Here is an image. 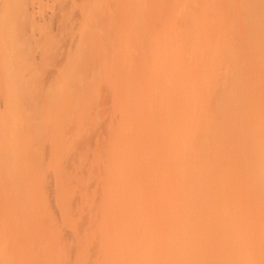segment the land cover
<instances>
[{
	"label": "rangeland",
	"instance_id": "rangeland-1",
	"mask_svg": "<svg viewBox=\"0 0 264 264\" xmlns=\"http://www.w3.org/2000/svg\"><path fill=\"white\" fill-rule=\"evenodd\" d=\"M0 39V264H264V0H0Z\"/></svg>",
	"mask_w": 264,
	"mask_h": 264
},
{
	"label": "bare ground",
	"instance_id": "bare-ground-1",
	"mask_svg": "<svg viewBox=\"0 0 264 264\" xmlns=\"http://www.w3.org/2000/svg\"><path fill=\"white\" fill-rule=\"evenodd\" d=\"M112 2H113V1H112ZM158 2H159V1H158ZM169 2H170V1H169ZM180 2L182 3V1H180ZM130 3H131V2H130ZM181 3H180V4H181ZM184 3H185V2H184ZM224 3H225V2H224ZM137 4H138V3H137ZM182 4H183V3H182ZM115 5H116V4H115ZM133 5H134V4H133ZM156 5H157V4H156ZM160 5H161V4H160ZM130 6H131V5H130ZM134 6H135V5H134ZM146 6H147V5H146ZM161 6H162V5H161ZM183 6H184V5H183ZM208 6H209V5H208ZM210 6H211V5H210ZM225 6H226V5H225ZM112 7H113V6H112ZM184 7H186V6H184ZM187 7H188V6H187ZM223 7H224V6H223ZM134 8H135V7H134ZM140 8H141V7H140ZM161 8H162V7H161ZM208 8H209V7H208ZM151 9H152V8H151ZM184 9H185V8H184ZM186 9H188V11H189V8H186ZM186 9H185V10H186ZM217 9H218V8H217ZM232 9H233V8H232ZM121 10H122V9H121ZM153 10H154V9H153ZM170 10H171V9H170ZM178 10H179V9H178ZM34 11H35V10H34ZM115 11H117V10L115 9ZM115 11H114V12H115ZM188 11H187V12H188ZM197 11H198V10H197ZM223 11H224V9H223ZM231 11H232V10H231ZM237 11H238V10H237ZM126 12H127V10H126ZM187 12H185V14H184L185 19H187V18H188V15H189V14H188V15L186 14ZM110 13H112V11H111ZM128 13H129V12H128ZM150 13H151V12H150ZM204 13H205V12H204ZM218 13H219V12H218ZM125 14H126V13H125ZM147 14H148V13H147ZM159 14H160V13H159ZM109 15H110V14H109ZM113 15H114V14H113ZM113 15H110V18L107 16V17H105L106 20H104V19H103V20H104V21H107V22L109 21V22H111V23H116L117 21L114 22V20H116V19H115V18H111V16H113ZM116 15H117L116 18H119V16H118L117 13H116ZM120 15H121V13H120ZM144 15H145V14H144ZM148 15H149V14H148ZM186 15H187V18H186ZM234 15H236V14H234ZM230 16H231V15H230ZM113 17H114V16H113ZM138 17H139V16H138ZM221 17H222V16H221ZM102 18H104V17H101V19H102ZM107 18H108V20H107ZM144 18H145V17H144ZM150 18H151V17H150ZM201 18H202V17H201ZM216 18H217V17H216ZM111 19H113V20H111ZM125 19H126V18H125ZM148 19H149V18H148ZM189 19H191L190 16H189V18L187 19V23H188V20H189ZM56 20H57V19H56ZM117 20H118V19H117ZM152 20H153V19H152ZM155 20H156V19H155ZM177 20H178V19H177ZM173 21H174V20H173ZM221 21H222V20H221ZM216 22H217V21H216ZM105 23H106V22H105ZM117 23H119V21H118ZM117 23H116V24H117ZM99 24H100V23H99ZM99 24H98V25H99ZM103 24H104V23H103ZM106 24H107V23H106ZM158 24H159V23H158ZM158 24H157V25H158ZM108 25H109V23H108ZM111 25H112V24H111ZM117 25H118V24H117ZM133 25H134V24H133ZM219 25H220V24H219ZM99 26H101V25H99ZM109 26H110V25H109ZM112 26H116V25H112ZM188 26H189V25H188ZM183 27H184V26H183ZM209 27H210V26H209ZM99 28H100V27H99ZM134 28H135V27H134ZM184 28H185V27H184ZM82 29H83V28H82ZM186 29H187V28H186ZM188 29H189V27H188ZM23 30H24V29H23ZM154 30H155V29H154ZM190 30H192V28H191ZM204 31H205V30H204ZM24 32H25V31H24ZM135 32H136V31H135ZM208 32H209V31H208ZM16 33L18 34L19 32H16ZM102 33H103V32H102ZM105 33H106V32H105ZM202 33H203V32H202ZM205 33H206V32H205ZM21 34H22V32H21ZM21 34H20V35H21ZM121 34H122V33H121ZM96 35H97V34H96ZM134 35H135V34H134ZM187 35H188V34H187ZM190 35H191V34H190ZM192 35H193V34H192ZM13 36H15V35H13ZM17 36H18V35H17ZM17 36H15V37H17ZM193 36H194V35H193ZM193 36H192V37H193ZM195 36H196V35H195ZM195 36H194V37H195ZM197 36H199V34H197ZM200 36H201V34H200ZM192 37H190V38H192ZM9 38H10V36H9ZM21 38H22V37H21ZM21 38H20V39H21ZM75 38H76V37H75ZM132 38H133V37H132ZM195 38H196V37H195ZM67 39H68V38H67ZM135 39H136V37H135ZM202 39H203V38H202ZM202 39H201V40H202ZM0 40H1V39H0ZM18 40H19V39H18ZM96 41H97V40H96ZM195 41H196V40H195ZM197 41H198V40H197ZM205 41H206V40H205ZM248 41H249V40H248ZM4 42H5V41H4ZM6 42H7V41H6ZM8 42H9V41H8ZM14 42H15V41H14ZM98 42H99V41H98ZM200 42H201V41H200ZM210 42H211V41H210ZM15 43H16V42H15ZM64 43H65V42H64ZM94 43H95V42H94ZM197 43H198V42H197ZM205 43H206V42H205ZM205 43H203V44H205ZM219 43H221V42H219ZM4 44H5V43H4ZM97 44H98V43H97ZM200 44H201V43H200ZM221 44H222V43H221ZM221 44H220V45H221ZM242 44H243V41H242ZM242 44H240V47H241ZM244 44H245V43H244ZM244 44H243V46L245 47L247 44H246V45H244ZM262 44H263V43H262ZM0 45H1V47H0V48H1V49H0V54H1V53H3V51H4V47H3L2 44H0ZM11 45H12V44H11ZM68 45H69V44H68ZM93 45H94V44H93ZM208 45H209V44H208ZM217 45H218V43H217ZM248 45H249V43H248ZM9 46H10V45H9ZM14 46H15V45H14ZM96 46H97V45H96ZM204 46H205V45H204ZM211 46H212V45H211ZM228 46H229V45H228ZM243 46H242V48H243ZM76 47H77V46H76ZM94 47H95V46H94ZM206 47H207V46H206ZM248 47H249V46H248ZM251 47H252V46H251ZM258 47H259V46H258ZM7 48H8V47H7ZM91 48H92V47H91ZM96 48H98V46H97ZM208 48H209V47H208ZM213 48H214V46H213ZM220 48H221V47H220ZM225 48H227V47H225ZM246 48H247V46H246ZM249 48H250V47H249ZM104 49H105V48H104ZM200 49H201V48H200ZM203 49H204V51L206 50L204 47H203ZM203 49H202V52H204ZM210 49H212V48L210 47ZM253 49H254V48H253ZM259 49H260V48H259ZM259 49H258V50H259ZM8 50H9V49H8ZM10 50H11V48H10ZM94 50H98V49H94ZM226 50H227V49H226ZM243 50H244V49H243ZM243 50H242V51H243ZM247 50H248V49H247ZM247 50H246V51H247ZM206 51H208V49H207ZM210 51H212V50H210ZM246 51H243V52L246 53ZM82 52H84V51H82ZM85 52H87V51H85ZM89 52H90V51H89ZM95 52H96V51H95ZM212 52H213V51H212ZM212 52H211V53H212ZM226 52H227V51H226ZM257 52H258V51H257ZM9 53H10V52H9ZM96 53H97V52H96ZM205 53H207V52H205ZM211 53H210V54H211ZM218 53H219V52H218ZM238 53H239V52H238ZM245 53H244V54H245ZM261 53H262V52H261ZM88 54H89V53H88ZM180 54H181V53H180ZM207 54H208V53H207ZM210 54H209V55H210ZM215 54H216V53H214V56H215ZM224 54H225V53H224ZM242 54H243V53H242ZM246 54H247V53H246ZM251 54L253 55V53H251ZM258 54H259V53H258ZM91 55H92V54H91ZM202 55H203V54H202ZM217 55H219V54H217ZM217 55H216V56H217ZM237 55H238V54H237ZM247 55H250V54H247ZM247 55H245V56H247ZM8 56H9V55H8ZM95 56H96V55H95ZM196 56H197V55H196ZM204 56H205V55H204ZM211 56H213V55H211ZM216 56H215V57H216ZM220 56H221V55H220ZM220 56H219V57H220ZM238 56L240 57V56H241V53H240ZM238 56H237L236 58L240 59ZM245 56H244V58H245ZM253 56H254V55H253ZM2 57H3V56H2ZM2 57H0V58L2 59ZM87 57H89V55H87ZM87 57H86V58H87ZM91 57H92V56H91ZM106 57H107V56H106ZM145 57H146V56H145ZM154 57H155V56H154ZM181 57H182V56H181ZM194 57H195V56H194ZM198 57H199V56H198ZM200 57H201V56H200ZM202 57H203V56H202ZM219 57H217V59H219ZM249 57H250V56H249ZM254 57L256 58V56H254ZM7 58H8V57H7ZM84 58H85V57H84ZM93 58H94V57H93ZM110 58H111V57H110ZM188 58H189V57H188ZM195 58H196V57H195ZM210 58H211V57H210ZM212 58H213V57H212ZM236 58H235V59H236ZM246 58H247V57H246ZM246 58H245V59H246ZM255 58H253V59H255ZM3 59H4V58H3ZM81 59H82V58H81ZM101 59H102V58H100L99 60L101 61ZM149 59H150V58H149ZM153 59H154V58H153ZM198 59H199V58H198ZM202 59H203V58H202ZM214 59H215V58H214ZM214 59H211V60L213 61ZM225 59H226V58H225ZM235 59H234V60H235ZM249 59H250V58H249ZM251 59H252V58H251ZM256 59H257V58H256ZM256 59H255V61H256ZM5 60H6V59H5ZM5 60H3V61H5ZM8 60H9V59H8ZM96 60H98V59H96ZM103 60H104V59H103ZM103 60H102V61H103ZM131 60H132V59H131ZM144 60H145V59H144ZM183 60H184V59H183ZM193 60H194V59H193ZM203 60H205V59H203ZM221 60H222V58H221ZM221 60H220V61H221ZM241 60H242V58H241ZM246 60H247V59H246ZM3 61H2V62H3ZM214 61H215V60H214ZM225 61H226V60H225ZM251 61H252V63H253V60H251ZM263 61H264V60H263ZM73 62H74V61H73ZM89 62H90V61H89ZM132 62H134V61H132ZM181 62H182V61H181ZM186 62H187V61H186ZM200 62H201V60H200ZM200 62H199V66H200V64H201ZM209 62H210V61H209ZM229 62H230V61H229ZM71 63H72V62H71ZM98 63H99V62H98ZM100 63H101V62H100ZM175 63H176V62H175ZM188 63H189V62H188ZM192 63H193V62H192ZM202 63H203V61H202ZM217 63H218V62H217ZM190 64H191V63H190ZM197 64H198V63H197ZM211 64H212V63H211ZM211 64H210V65H211ZM91 65H92V64H91ZM94 65H95V62H94ZM103 65H104V64H103ZM180 65H181V64H180ZM258 65H259V64H258ZM3 66H4V65H3ZM84 66H85V65H84ZM98 66H99V64H97V67H98ZM110 66H111V65H110ZM197 66H198V65H197ZM205 66H206V65H205ZM211 66H213V65H211ZM211 66H210V67H211ZM4 67H5V66H4ZM89 67H90V66H89ZM182 67H183V66H182ZM188 67H189V69H190V66H188ZM201 67H202V66H201ZM215 67H216V66H215ZM68 68H69V67H68ZM90 68H91V67H90ZM90 68H89L88 70H90ZM93 68H95V67H93ZM99 68H100V70H101V67H100V66H99ZM135 68H136V67H135ZM170 68H171V67H170ZM194 68H195V67H194ZM196 68H197V67H196ZM198 68H199V67H198ZM205 68H206V67H205ZM213 68H214V67H213ZM213 68H212V69H213ZM237 68H238V67H237ZM244 68H245V67H244ZM246 68H247V67H246ZM1 69H4V68H2V66H1ZM5 69H6V68H5ZM103 69H104V68H103ZM107 69H108V68H107ZM130 69H131V68H130ZM141 69H142V68H141ZM148 69H149V68H148ZM206 69H207V68H206ZM212 69H211V70H212ZM249 69H250V67H249ZM64 70H65V69H64ZM111 70H112V69H111ZM132 70H133V69H132ZM175 70H176V69H175ZM199 70H200V69H199ZM235 70H236V69H235ZM97 71H98V68H97ZM112 71H113V70H112ZM112 71H111V72H112ZM129 71H131V70H129ZM129 71H128V73H127V70H126V73H127L128 75H126V74H125V75L127 76V78H128V76H130ZM133 71H134V70H133ZM136 71H137V70H136ZM186 71H187V70H186ZM88 72H89V71H88ZM114 72H116V71H114ZM121 72H122V71H121ZM137 72H138V71H137ZM139 72H140V71H139ZM171 72H172V71H171ZM182 72H183V71H182ZM212 72H213V71H212ZM94 73H95V69H94ZM130 73H131V76H132V72H130ZM134 73H135V71H134ZM192 73H193V71H192ZM192 73H191V74H192ZM202 73H203V72H202ZM213 73H214V72H213ZM100 74H102V73L100 72ZM114 74H115V73H114ZM114 74H113V75H114ZM166 74H167V73H166ZM218 74H219V73H218ZM220 74H221V73H220ZM232 74H233V73H232ZM96 75H97V74H96ZM106 75H107V74H106ZM110 75H112V74H110ZM113 75H112V76H113ZM122 75H123V74H122ZM135 75H137V74H135ZM163 75H164V73H163ZM239 75H240V74H239ZM84 76H85V75H84ZM99 76H100V75H99ZM112 76H111V77L109 76V78H113L115 75H114L113 77H112ZM116 76H117V75H116ZM116 76H115V78H116ZM140 76H141V75H140ZM180 76H181V75H180ZM213 76H214V75H213ZM225 76H226V75H225ZM134 77H136V76H134ZM174 77H175V76H174ZM183 77H184V76H183ZM187 77H188V76H187ZM197 77H198V76H197ZM115 78H114V80H115ZM117 78H118V77H117ZM119 78H120V77H119ZM119 78H118V79H119ZM122 78H123V77H122ZM124 78L126 79L125 76H124ZM136 78H138V76H137ZM97 79H98V78H97ZM105 79H106V78H105ZM107 79H108V76H107ZM129 79H130V78H129ZM182 79H183V78H182ZM189 79H190V78H189ZM213 79H214V78H213ZM108 80H109V79H108ZM108 80H106V81H108ZM111 80H112V79H111ZM114 80H113V81H114ZM119 80H120V79H119ZM122 80H123V79H122ZM133 80H135V79H133ZM136 80H137V79H136ZM186 80H187V79H186ZM191 80H192V79H191ZM104 81H105V80H104ZM104 81H103V82H104ZM117 81H118V80L116 79V82H117ZM120 81H121V80H120ZM130 81H131V79H130ZM167 81H168V80H167ZM181 81H182V80H181ZM183 81H185V80H183ZM188 81H189V80H188ZM192 81H193V80H192ZM208 81H209V80H208ZM108 82H109V81H108ZM108 82H107V84H109V87H110V84H111V86H112L113 82H112V81H111V83H110V82L108 83ZM116 82H115V83H116ZM128 82H129V81H128ZM117 83H118V82H117ZM176 83H177V82H176ZM187 83H188V82H187ZM212 83H213V82H212ZM228 83H229V82H228ZM104 84H106V83H104ZM128 84H130V83H128ZM128 84L126 83L125 85H128ZM132 84H133V83H132ZM175 85H176V84H175ZM194 85H195V84H194ZM209 85H210V84H209ZM218 85H219V83H218ZM83 86H84V85H83ZM116 86H117V85H116ZM173 86H174V85H173ZM188 86H189V85H188ZM213 86H214V85H213ZM106 87H107V86H106ZM125 87H127V86H125ZM125 87H122V88L125 89ZM174 87H175V86H174ZM184 87H185V85H184ZM192 87H193V86H192ZM216 87H217V86H216ZM114 88H115V87H114ZM122 88L120 87V90H121ZM145 88H146V87H145ZM188 88H189V87H188ZM109 89H110V88H109ZM124 89H123V90H124ZM175 89H176V88H175ZM189 89H190V88H189ZM192 89H193V88H192ZM217 89H218V88H217ZM222 89H224V88H222ZM107 90H108V89H107ZM127 90H128V89H127ZM144 90H145V89H144ZM181 90H182V88H181ZM187 90H188V89H187ZM190 90H191V89H190ZM114 91H115V90H114ZM114 91H113V92H114ZM121 91H122V90H121ZM130 91H131V90H130ZM146 91H147V90H146ZM169 91H170V90H169ZM184 91H185V90H184ZM193 91H194V90H193ZM238 91H239V90H238ZM101 92H102V91H101ZM105 92H106V91H105ZM119 92H120V91H119ZM125 92H126V91H125ZM125 92H124V93H125ZM170 92H171V91H170ZM176 92H177V91H176ZM179 92H180V91H179ZM198 92H199V91H198ZM198 92H197V93H198ZM228 92H229V91H228ZM230 92H231V91H230ZM107 93H108V92H107ZM109 93H110V92H109ZM111 93H112V92H111ZM117 93H118V92H117ZM128 93H129V92H128ZM128 93H127V94H128ZM173 93H174V92H173ZM200 93H201V92H200ZM102 94H103V93H102ZM119 94H120V93H119ZM132 94H133V93H132ZM164 94H165V93H164ZM184 94H185V92H184ZM192 94H193V93H192ZM114 95H115V94H114ZM165 95H168V94H165ZM179 95H180V94H179ZM188 95H189V94H188ZM194 95H195V94H194ZM194 95H193V96H194ZM200 95H201V94H200ZM209 95H210V94H209ZM213 95H214V94H213ZM118 96H119V95H118ZM126 96H128V95H126ZM190 96H191V95H190ZM196 96H198V95H196ZM162 97H163V96H162ZM238 97H239V96H238ZM125 98H126V97H125ZM132 98H133V97H132ZM166 98H167V97H166ZM214 98H215V97H214ZM230 98H231V97H230ZM230 98H229V99H230ZM114 99H115V98H114ZM133 99H134V98H133ZM141 99H142V98H141ZM233 99H235V98H233ZM147 100H148V99H147ZM214 100H215V99H213V101H214ZM217 100H218V99H217ZM122 101H123V100H122ZM134 101H135V100H134ZM175 101H176V100H175ZM197 101H198V100H197ZM207 101H208V100H207ZM218 101H219V100H218ZM225 101H226V100H225ZM243 101H244V100H243ZM141 102H142V101H141ZM155 102H156V101H155ZM119 103H120V102H119ZM122 103H123V102H122ZM146 103H147V102H146ZM198 103H199V101H198ZM202 103H203V102H202ZM210 103H211V102H210ZM133 104H134V102H133ZM187 104H188V103H187ZM153 105H154V104H153ZM173 105H174V104H173ZM201 105H202V104H201ZM203 105H204V104H203ZM205 105H206V104H205ZM124 106H125V105H124ZM177 106H179V105H177ZM173 107H174V106H173ZM175 107H176V106H175ZM213 107H214V106H213ZM225 107H226V106H225ZM202 108H203V107H202ZM210 108H212V107H210ZM210 108H209V109H210ZM216 108H217V107H216ZM122 109H123V108H122ZM172 109H173V108H172ZM192 109H193V108H192ZM226 109H227V108H226ZM193 110H194V109H193ZM167 111H168V110H167ZM213 111H214V110H213ZM142 112H143V110H142ZM220 113H221V112H220ZM236 113H237V112H236ZM168 114H169V113H168ZM190 114H191V113H190ZM173 115H174V114H173ZM188 115H189V114H188ZM213 115H214V114H213ZM180 117H181V116H180ZM191 117H192V116H191ZM200 117H201V116H200ZM168 118H169V117H168ZM173 118H174V117H173ZM208 118H209V117H208ZM135 119H136V118H135ZM201 119H202V118H201ZM204 119H205V117H204ZM130 120H131V119H130ZM133 120H134V119H133ZM164 120H165V119H164ZM206 120H207V119H206ZM166 121H167V120H166ZM166 121H164V123H166ZM206 122H207V121H206ZM206 122H205V123H206ZM205 123H204V124H205ZM207 123H208V122H207ZM146 124H147V122H146ZM167 124H169V123H167ZM198 124H199V123H198ZM208 124H209V123H208ZM208 124H206V126H207ZM164 125H165V124H164ZM120 126H121V125H120ZM167 126H168V125H167ZM203 126H204V125H203ZM168 127H169V126H168ZM170 127H171V126H170ZM170 127H169V128H170ZM213 127H214V126H213ZM129 128H130V127H129ZM164 128H165V127H164ZM166 128H167V127H166ZM186 128H187V127H186ZM198 128H199V127H198ZM210 128H211V127H210ZM172 129H173V128H172ZM175 129H176V128H175ZM27 130H28V129H27ZM150 130H151V129H150ZM152 130H153V129H152ZM156 130H157V129H156ZM165 130H166V129H165ZM167 130H168V128H167ZM173 130H174V129H173ZM206 130H207V127H206ZM215 130H216V129H215ZM36 131H37V130H36ZM178 131H179V130H178ZM178 131H177V132H178ZM189 131H190V130H189ZM191 131H192V130H191ZM191 131H190V132H191ZM200 131H201V130H200ZM210 131H211V130H210ZM129 132H130V131H129ZM135 133H136V132H135ZM135 133H134V134H135ZM164 133H165V132H164ZM166 133H167V132H166ZM172 133H173V132H172ZM183 133H184V132H183ZM197 133H198V131H197ZM210 133H211V132H210ZM210 133H209V134H210ZM153 134H155V133H153ZM162 134H163V132H162ZM195 134H196V133H195ZM199 134H200V133H199ZM213 134H214V133H213ZM33 135H35V134L33 133ZM43 136H45V135H43ZM167 136H168V134H167ZM210 136H212V135H210ZM50 137H51V136H50ZM146 137H147V136H146ZM163 137H165V135H164ZM169 137H170V136H169ZM198 137H199V136H198ZM202 137H203V136H202ZM205 137H206V136H205ZM176 138H177V137H176ZM216 138H217V137H216ZM31 139H32V138H31ZM166 139H168V138H166ZM209 139H212V138H209ZM213 139H214V138H213ZM27 140H28V139H27ZM150 140H151V139H150ZM171 140H172V139H171ZM171 140H169V142H170ZM216 140H217V139H216ZM22 141H23V140H22ZM185 141H186V140H185ZM212 141H213V140H212ZM145 142H146V141H145ZM147 142H148V141H147ZM176 142H177V141H176ZM19 143H20V142H19ZM32 143H33V142H32ZM140 143H141V142H140ZM167 143H168V142H167ZM174 143H175V142H174ZM180 143H181V142H180ZM180 143H179V145H180ZM212 143H213V142H212ZM217 143H218V142H217ZM217 143H216V144H217ZM168 144H169V143H168ZM172 144H173V143H172ZM206 144H207V143H206ZM146 145H147V144H146ZM149 145H150V144H149ZM176 145H178V144H176ZM182 145H183V144H182ZM22 146H23V145H22ZM33 146H34V145H33ZM143 146H144V145H143ZM164 146L166 147V145H164ZM171 146H172V145H171ZM171 146H169V147H171ZM184 146H185V144H184ZM187 146H188V145H187ZM189 146H190V145H189ZM218 146H219V145H218ZM23 147H24V146H23ZM169 147H168V148H169ZM172 147H173V146H172ZM176 148H177V147H176ZM184 148H185V147H184ZM184 148H183V149H184ZM192 148H193V147H192ZM216 148H217V147H216ZM226 148H227V147H226ZM25 149H26V148H25ZM117 149H118V148H117ZM123 149H124V148H123ZM206 149H207V148H206ZM165 150H167V149H165ZM175 150H176V149H175ZM180 150H181V149H180ZM180 150H179V152H180ZM224 150H225V149H224ZM238 150H239V149H238ZM196 151H197V150H196ZM183 152H184V151H183ZM189 152H190V151H189ZM200 152H202V151H200ZM212 152H213V151H212ZM160 153H161V152H160ZM173 153H175V152H173ZM226 153H227V152H226ZM27 154H28V153H27ZM32 154H33V153H32ZM165 154H166V153H165ZM188 154H189V153H188ZM215 154H216V153H215ZM218 154H219V152H218ZM230 154H231V153H230ZM122 155H123V154H122ZM177 155H178V154H177ZM186 155H187V154H186ZM199 155L201 156V154H199ZM203 155H204V154H203ZM211 155H212V154H211ZM32 156H33V155H32ZM194 156H195V155H194ZM208 156H209V153H208ZM216 156H217V155H215V157H216ZM239 156H240V155H239ZM243 156H244V155H243ZM29 157H30V156H29ZM34 157H35V156H34ZM195 157H196V156H195ZM137 158H138V157H137ZM177 159H179V158H177ZM208 159H209V158H208ZM218 159H219V157H218ZM220 159H221V158H220ZM224 159H225V158H224ZM235 159H236V158H235ZM221 160H222V159H221ZM231 160H233V159H231ZM21 161H22V160H21ZM30 161H31V160H30ZM177 161H178V160H177ZM191 161H192V160H191ZM201 162H202V161H201ZM231 162H232V161H231ZM231 162H230V163H231ZM135 164H136V163H135ZM178 164H179V162H178ZM187 164H188V163H187ZM235 164H237V163H235ZM242 164H243V163H242ZM119 165H120V163H119ZM215 165H216V164H215ZM217 165H218V164H217ZM174 166H175V165H174ZM192 166H193V165H192ZM207 166H208V165H207ZM210 166H211V165H210ZM212 166H213V165H212ZM170 167H171V166H170ZM201 167H202V166H201ZM204 168H205V167H204ZM208 168H209V167H208ZM115 169H116V168H115ZM118 169H119V168H118ZM211 170H212V169H211ZM141 171H142V170H141ZM206 171H207V170H206ZM213 171H214V170H213ZM116 172H117V171H116ZM136 172H137V171H136ZM210 172H211V171H210ZM212 173H213V172H212ZM214 173H215V172H214ZM116 175H117V174H116ZM220 175H221V174H220ZM135 176H136V175H135ZM207 176H208V174H207ZM125 178H126V177H125ZM213 178H214V177H213ZM213 178H212V180H213ZM219 178H220V177H219ZM115 180H116V179H115ZM123 180H124V179H123ZM123 180H122L121 182H123ZM126 180H127V179H126ZM130 180H131V179H130ZM212 180H211V181H212ZM215 180H216V179H215ZM220 180H221V179H220ZM127 181H128V180H127ZM127 181H126V183H127ZM133 181H134V180H133ZM189 181H190V180H189ZM211 181H209V182H211ZM124 182H125V181H124ZM219 182H220V181H219ZM233 182H234V181H233ZM204 183H205V182H204ZM239 183H240V182H239ZM214 184H215V183H214ZM234 184H235V183H234ZM128 185H129V184H128ZM128 185H127V186H128ZM130 185H131V184H130ZM209 185H210V183H209ZM211 185L213 186V182L211 183ZM223 185L225 186V184H223ZM114 186H115V185H114ZM202 186H203V184H202ZM205 186H206V185H205ZM224 186H223V187H224ZM227 186H228V185H227ZM116 187H117V186H116ZM242 187H243V186H242ZM125 188H126V187H125ZM196 188H197V187H196ZM196 188H195V189H196ZM204 188H205V187H204ZM210 188H211V187H210ZM213 188H214V186H213ZM225 188H226V187H225ZM243 188H244V187H243ZM118 189H119V188H118ZM137 189H138V188H137ZM192 189H193V188H192ZM205 189H206V188H205ZM211 189H212V188H211ZM231 189H232V188H231ZM244 189H245V188H244ZM138 190H139V189H138ZM189 190H190V189H189ZM201 190H202V189H201ZM201 190H200V191H201ZM123 191H124V190H123ZM206 191H207V190H206ZM210 191H211V193H212L213 190H210ZM210 191H209V192H210ZM114 192H115V191H114ZM124 192L126 193L127 191L125 190ZM124 192H123V193H124ZM131 192H132V191H131ZM213 192H214V191H213ZM215 192H216V191H215ZM125 193H124V194H125ZM127 193H128V192H127ZM129 193H130V192H129ZM159 193H160V192H159ZM225 193H226V192H225ZM232 193H233V192H232ZM234 193H235V192H234ZM139 194H140V193H139ZM202 194H203V193H202ZM243 194H244V193H243ZM127 195H128V194H127ZM191 195H192V193H191ZM209 195H210V194H209ZM209 195H208V196H209ZM220 195H222V194H220ZM203 196H204V194H203ZM197 197H198V196H197ZM237 198H238V197H237ZM135 199H136V198H135ZM166 200H167V199H166ZM169 200H170V199H169ZM233 200H234V199H233ZM231 201H232V200H231ZM128 202H129V201H128ZM131 202H132V201H131ZM173 202H174V201H173ZM189 202H190V201H189ZM222 202H223V201H222ZM224 202H225V201H224ZM229 203H230V202H229ZM225 204H226V203H225ZM131 205H132V204H131ZM167 206H168V205H167ZM222 206H223V205H222ZM219 208H220V207H219ZM172 210H173V209H172ZM203 210H204V209H203ZM171 213H172V212H171ZM204 213H205V212H204ZM210 214H211V213H210ZM195 216H196V215H195ZM211 216H212V215H211ZM245 216H246V215H245ZM163 217H164V216H163ZM191 217H192V216H191ZM247 217H248V216H247ZM170 218H171V217H170ZM170 218H169V219H170ZM179 218H180V217H179ZM162 219H164V218H162ZM172 219H173V218H172ZM172 219H171V220H172ZM188 219H189V218H188ZM193 219H195V218H193ZM193 219H192V220H193ZM199 219H200V218H199ZM239 219H240V218H239ZM263 219H264V218H263ZM176 220H178V219H176ZM203 220H204V222H202V223L199 222V223H201V225H203V223H204V225H205V227H206L205 219H203ZM212 220H213V219H212ZM212 220H211V221H212ZM181 221H182V220H181ZM183 221H184V220H183ZM189 221H190V220H189ZM195 221H196V220H195ZM195 221H194V222H195ZM235 221H236V220H235ZM239 221H240V220H239ZM258 221H259V220H258ZM178 222H179V221H178ZM192 222H193V221H192ZM206 222H208V221H206ZM209 222H210V221H209ZM163 223H164V222H163ZM166 223H167V222H166ZM168 223H169V222H168ZM168 223H167V224H168ZM171 223H172V222H171ZM171 223H170V224H171ZM187 223H188V222H187ZM190 223H191V222H190ZM190 223H189V224H190ZM199 223H198V221H197L195 224H194V223H191V225L194 224V225H193V227H194L195 225L197 226V224H198V228L195 226L194 229L196 228L197 230L199 229L198 231H200V230H201V225H200ZM234 223H235V222H234ZM261 223H262V222H261ZM176 224H178V223H176ZM180 224H181V222H180ZM211 224L214 225V222H211ZM235 224H237V223H235ZM238 224H239V223H238ZM171 225H172V224H171ZM182 225H183V222H182ZM184 225H187V224H184ZM184 225H183V226H184ZM191 225H190V226H191ZM204 225H203V226H204ZM213 225H210V228H212ZM220 225H221V224H220ZM254 225H255V224H254ZM190 226L188 225V227H190ZM203 226H202V227H203ZM214 226H216V225H214ZM167 227H168V226H167ZM169 227H170V226H169ZM179 227H182V226L179 225ZM184 227H185V226H184ZM191 227H192V226H191ZM191 227H190V228H191ZM246 227H247V226H246ZM163 228L165 229V227H163ZM163 228H162V229H163ZM176 228H177V227H176ZM182 228H183V227H182ZM186 228H187V227H186ZM190 228L187 230V233H189V234L191 233V232H189V231H191ZM203 228H204V227H203ZM206 228H208V227H206ZM216 228H217V226L215 227V229H216ZM226 228H227V227H226ZM259 228H260V227H259ZM262 228H264V227H262ZM170 229H171V228H170ZM194 229H192V230H194ZM204 229H205V228H204ZM213 229H214V228H213ZM224 229H225V228H224ZM230 229H231V227H230ZM197 230H194V231L196 232ZM238 230H239V229H238ZM165 231H166V230H165ZM194 231H193L192 233H194ZM198 231H197V232H198ZM216 231H217V230H216ZM167 232H169V231H167ZM180 232L182 233L183 231H180ZM185 232H186V231H185ZM197 232H196V233H197ZM202 232H203V231H202ZM220 232H221V231H220ZM222 232H223V231H222ZM248 232H249V230H248ZM263 232H264V231H263ZM214 233H215V232H214ZM217 233H218V231H217ZM226 233H227V232H226ZM246 233H247V231H246ZM254 233H255V232H254ZM168 234H169V233H168ZM194 234H195V233H194ZM206 234H207V233H206ZM223 234H224V233H223ZM229 234H230V233H229ZM160 235H161V234H160ZM162 235H163V234H162ZM195 235H196V234H195ZM163 236H164V235H163ZM237 236H238V234H237ZM154 237H155V236H154ZM158 237H159V236H158ZM176 237H177V236H176ZM152 238H153V237H152ZM166 238H167V236H166ZM228 238H229V237H228ZM172 239H174V238L172 237ZM179 239H180V238H179ZM189 239H191V238H189ZM194 239H196V238H194ZM197 239H198V238H197ZM200 239H201V237H200ZM203 239H204V238H203ZM203 239H202V240H203ZM174 240H177V239H174ZM184 240L187 241L186 238L183 239V242H184ZM153 241H154V240H153ZM163 241H164V240H163ZM163 241H161L160 243H162ZM165 241H166V243H169V242H167L168 240H165ZM165 241H164V244H165ZM172 241H173V240H172ZM172 241H171V242H172ZM193 241H194V240H193ZM188 242H189V241H188ZM207 242H208V241H207ZM209 242H210V241H209ZM216 242H217V241H216ZM173 243H174V242H173ZM175 243H176V242H175ZM203 243H204V242H203ZM162 244H163V243H162ZM169 244H170V243H169ZM183 244H184V243H183ZM200 244H201V243H200ZM159 245H160V244H159ZM167 245H168V244H167ZM173 245H174V244H173ZM204 245H205V244H204ZM209 245H210V244H209ZM214 245H215V244H214ZM165 246H166V244H165ZM178 246H180V245H178ZM183 246H184V245H183ZM185 246H186V242H185ZM185 246H184V247H185ZM219 246H220V245H219ZM162 247H164V246H162ZM169 247H170V246H169ZM174 247H175V246H174ZM187 247H188V246H187ZM236 247H237V246H236ZM155 248H156V247H155ZM164 248H165V247H164ZM178 248H179V247H178ZM219 248H220V247H219ZM166 249H167V248H166ZM188 250H189V249H188ZM171 251H174V250H171ZM171 251H170V252H171ZM221 251H222V250H221ZM221 251H220V252H221ZM166 252H167V251H166ZM170 252H169V253H170ZM175 252H176V251H175ZM178 252H179V251H178ZM203 253H204V252H203ZM208 253H209V252H208ZM208 253H207V254H208ZM216 253H217V252H216ZM118 254H119V253H118ZM186 254H187V253H186ZM207 254H206V255H207ZM210 254H212V253H210ZM214 254H215V253H214ZM165 255H166V254H165ZM189 255H190V254H189ZM215 255H216V254H215ZM167 256H168V255H167ZM193 256H194V255H193ZM201 256H202V255H201ZM207 256H209V255H207ZM187 257H188V256H187ZM190 257H191V256H190ZM190 257H189V258H190ZM195 257H197V255H196ZM199 257H200V256H199ZM199 257H198V258H199ZM148 258H149V257H148ZM165 258H166V257H165ZM166 259H168V258H166ZM173 259H174V258H173ZM185 259H186V258H185ZM187 259H188V258H187ZM210 259H211V258H210ZM191 260H192V259H191ZM193 260H194V259H193ZM199 261H200V259H199ZM203 261H204V260H203ZM203 261H202V262H203ZM205 261H206V260H205ZM200 262H201V261H200ZM210 262H211V261H210ZM150 263H151V262H150ZM194 263H195V262H194Z\"/></svg>",
	"mask_w": 264,
	"mask_h": 264
}]
</instances>
